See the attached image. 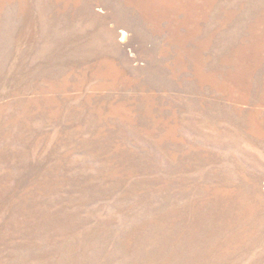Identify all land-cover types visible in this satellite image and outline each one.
I'll use <instances>...</instances> for the list:
<instances>
[{
    "label": "rangeland",
    "instance_id": "obj_1",
    "mask_svg": "<svg viewBox=\"0 0 264 264\" xmlns=\"http://www.w3.org/2000/svg\"><path fill=\"white\" fill-rule=\"evenodd\" d=\"M0 264H264V0H0Z\"/></svg>",
    "mask_w": 264,
    "mask_h": 264
},
{
    "label": "bare ground",
    "instance_id": "obj_2",
    "mask_svg": "<svg viewBox=\"0 0 264 264\" xmlns=\"http://www.w3.org/2000/svg\"><path fill=\"white\" fill-rule=\"evenodd\" d=\"M127 36H128V34H127L126 30L125 31H122V38L123 39H126Z\"/></svg>",
    "mask_w": 264,
    "mask_h": 264
}]
</instances>
